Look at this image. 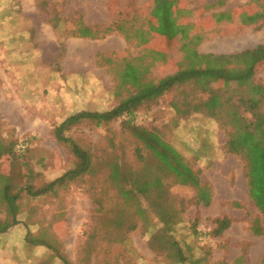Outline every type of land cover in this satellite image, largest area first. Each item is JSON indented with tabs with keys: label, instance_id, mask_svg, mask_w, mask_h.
<instances>
[{
	"label": "rangeland",
	"instance_id": "1",
	"mask_svg": "<svg viewBox=\"0 0 264 264\" xmlns=\"http://www.w3.org/2000/svg\"><path fill=\"white\" fill-rule=\"evenodd\" d=\"M163 1H175L167 19ZM263 14L264 0H0V57L9 61V68L0 67L7 76L0 77V93L21 108L15 95L22 97L30 116L23 121L20 114L17 132L0 122L1 145L12 148L16 138L29 143L21 156H0V174L35 188L60 177L76 160L55 141L53 127L75 112L110 110L173 75L217 66L195 55H231L264 44ZM53 16L62 21L59 30ZM79 18L99 29L69 35ZM157 27L167 34L155 33ZM225 68L243 72L246 66ZM263 93L264 62L245 82L190 78L139 107L132 119L155 130L199 173L211 191L208 206L196 204L195 190L177 184L146 150L144 160L137 159L141 145L120 126L129 117L108 128L71 129L68 136L92 156L90 172L55 194L32 199L19 193V224L0 234V264H62L59 255L70 264H264L263 249L253 254L264 246V234L250 232L254 219L264 228V216L248 197L242 160L224 148ZM115 165L125 182L110 178ZM155 178L159 185L146 194L119 191ZM4 214L0 206L1 219ZM224 217L229 229L211 236L214 221ZM26 236L48 241L53 250L29 244Z\"/></svg>",
	"mask_w": 264,
	"mask_h": 264
},
{
	"label": "trees",
	"instance_id": "2",
	"mask_svg": "<svg viewBox=\"0 0 264 264\" xmlns=\"http://www.w3.org/2000/svg\"><path fill=\"white\" fill-rule=\"evenodd\" d=\"M175 1H163L162 11L164 14L163 19H167L166 13L169 7ZM54 30H59L62 21L58 17L50 19ZM264 23V14L262 16ZM78 28L69 35L73 37L89 36L94 33L98 27H89L85 25L81 18H79ZM162 28V29H161ZM105 33H111L112 29L109 27L103 28ZM153 31L158 34H167L163 27L153 28ZM78 34V35H77ZM68 37V36H64ZM127 38V37H126ZM197 60H208V63H217V66L211 68H196L195 71L188 70L187 72L173 75L159 82L142 87L137 94L133 95L126 101L118 104L116 107L103 111V112H88L80 111L67 116L57 126L52 128V136L55 141L67 148L70 154L75 158L76 164L72 169L67 170L60 177L35 188L33 185L16 186L12 184L9 176L0 174V206L3 207L4 218H0V234H5L12 227L19 224L17 220L19 193L25 192L26 195L32 199L44 197L50 194H55L59 189H65L68 184L76 181L79 176L90 172L92 166V156L90 152L80 145L75 143L68 133L71 129L82 125L89 124L95 128H108L112 123L124 117L130 119L121 122V130L128 133L141 147L135 149V155L139 161H143L144 157L142 150L149 152L159 163L162 164L164 169L170 173L177 184L182 186H189L195 190L196 204L208 206L211 200L210 188L201 182L199 173L192 171V169L183 161L180 154L166 143L159 134L153 129L142 128L133 124L132 119L137 114L136 111L139 107L153 103L159 98L165 96L169 91L173 90L177 85L187 81L190 78L198 75L217 80L225 81H242L245 82L251 76L256 67L264 62V44L257 45L253 49H248L240 53L231 55L219 56H197ZM242 62L246 68L240 72H232L231 69L225 68L229 64ZM214 102L215 99H212ZM250 119L246 122L244 128L240 131L231 132L227 135L224 145L227 154L238 156L244 164V177L246 179L248 197L253 207L264 216V93L259 102H252L249 106ZM24 143L26 141L21 140ZM19 140L16 138L12 148L0 144V156L8 155L21 156L29 147V143H25V150L18 153L15 150ZM111 179H115L122 183L124 175L117 165L112 166ZM136 180L133 181V183ZM159 179L155 178L145 180L139 186H135L132 190H124L120 187L119 191L122 196L129 197L133 194H146L149 192L148 188L158 186ZM131 193V194H130ZM232 206L239 208L240 205L232 203ZM215 227L211 232V236L219 237L226 230L229 229L231 222L227 218L217 219L214 221ZM250 232L254 236H262L264 228L261 226L258 219H254L250 225ZM26 241L31 245L44 246L53 250L52 245L46 240H39L38 238L29 239L26 236ZM29 239V240H28ZM175 245V244H174ZM58 259L62 264H70L63 256L59 255Z\"/></svg>",
	"mask_w": 264,
	"mask_h": 264
},
{
	"label": "crops",
	"instance_id": "3",
	"mask_svg": "<svg viewBox=\"0 0 264 264\" xmlns=\"http://www.w3.org/2000/svg\"><path fill=\"white\" fill-rule=\"evenodd\" d=\"M0 51H1V48H0ZM2 54V53H1ZM40 59H37V62H38V66H40ZM9 61L6 57H0V67H8L9 68ZM0 73V77L2 80H5L2 78V76L4 77H7L5 74L2 75ZM8 82H10L9 78H6ZM17 98V100L19 101V103L21 105H23V108H21L19 105H18V102H13V100H15V98L13 99L12 97H5L4 95V90L1 89V93H0V122L1 123H4L3 125L6 126L7 128H12V129H15L16 132L19 131V125H18V122L20 121L19 120V116L21 114L22 116V120L24 121V119H28L30 118L29 115L25 114L24 113V109L27 107L26 106V102L25 100L20 97V96H17L15 95ZM20 98V99H19ZM7 100V101H5ZM9 102V103H8ZM26 117V118H24ZM23 131H25V129H23Z\"/></svg>",
	"mask_w": 264,
	"mask_h": 264
},
{
	"label": "built area",
	"instance_id": "4",
	"mask_svg": "<svg viewBox=\"0 0 264 264\" xmlns=\"http://www.w3.org/2000/svg\"><path fill=\"white\" fill-rule=\"evenodd\" d=\"M25 143L23 141H19L18 144L15 147L16 152L20 153L25 150Z\"/></svg>",
	"mask_w": 264,
	"mask_h": 264
},
{
	"label": "bare ground",
	"instance_id": "5",
	"mask_svg": "<svg viewBox=\"0 0 264 264\" xmlns=\"http://www.w3.org/2000/svg\"><path fill=\"white\" fill-rule=\"evenodd\" d=\"M264 246H259L258 248H256V250L253 252V254H255L256 252L260 251V250H264L263 248Z\"/></svg>",
	"mask_w": 264,
	"mask_h": 264
}]
</instances>
